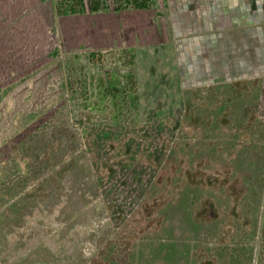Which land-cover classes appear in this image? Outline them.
<instances>
[{"label":"rangeland","instance_id":"374dc122","mask_svg":"<svg viewBox=\"0 0 264 264\" xmlns=\"http://www.w3.org/2000/svg\"><path fill=\"white\" fill-rule=\"evenodd\" d=\"M179 1L8 20L0 264H264V74L204 76Z\"/></svg>","mask_w":264,"mask_h":264},{"label":"crops","instance_id":"0c3cea01","mask_svg":"<svg viewBox=\"0 0 264 264\" xmlns=\"http://www.w3.org/2000/svg\"><path fill=\"white\" fill-rule=\"evenodd\" d=\"M57 1L0 0V33L3 34L4 30L8 36L7 30L12 26V22L7 25L8 20L12 21L14 13L55 12ZM179 2L183 11L195 19L188 25L191 31L187 34L185 45L190 48L189 52H192L204 76L264 74V0ZM18 248H6V243L0 246V259L13 260L19 253Z\"/></svg>","mask_w":264,"mask_h":264},{"label":"flooded vegetation","instance_id":"af4514ba","mask_svg":"<svg viewBox=\"0 0 264 264\" xmlns=\"http://www.w3.org/2000/svg\"><path fill=\"white\" fill-rule=\"evenodd\" d=\"M43 226H48V224H46V222H44V225ZM39 227L40 229L39 230H37L38 232L37 233H39L40 231H42L41 229H45V227ZM36 234V233H35ZM38 236V235H37ZM8 238H6V248H8L9 246H14L15 247V249H17L18 247H16L15 246V243H14V238H11V237H13V235L12 234H10V235H8L7 236ZM44 238H46L45 236H44ZM45 239H43V241H44ZM65 241V240H64ZM29 243V241L25 244V245H21L20 246V248H18V249H20L19 250V253H17V255L19 256V257H17V258H26L28 255V252H29V248H28V244ZM65 246H63V245H61L60 244V247L58 248V246H54L53 248H55V250L59 253V251L61 252L62 251V249L61 248H64ZM49 248H52V245H50V247ZM58 253H56V255L58 256Z\"/></svg>","mask_w":264,"mask_h":264},{"label":"trees","instance_id":"16d2710c","mask_svg":"<svg viewBox=\"0 0 264 264\" xmlns=\"http://www.w3.org/2000/svg\"><path fill=\"white\" fill-rule=\"evenodd\" d=\"M118 214H120L121 213V210H118V211H116Z\"/></svg>","mask_w":264,"mask_h":264}]
</instances>
